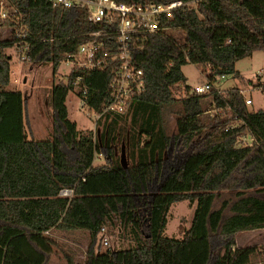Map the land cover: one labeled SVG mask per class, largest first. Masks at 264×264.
I'll return each instance as SVG.
<instances>
[{
	"label": "trees",
	"instance_id": "trees-1",
	"mask_svg": "<svg viewBox=\"0 0 264 264\" xmlns=\"http://www.w3.org/2000/svg\"><path fill=\"white\" fill-rule=\"evenodd\" d=\"M12 1L27 25L28 60L51 63L54 75L65 54L103 26L82 8L53 5L50 0ZM183 1L172 18H165L166 29L131 45L146 86L127 101L126 111L137 127L130 166L113 159L110 137L99 143L92 129H79L69 117L66 100L75 88L76 68L52 86L51 137L29 138L24 93L8 88L11 63L5 48L16 37L0 38V264H58L51 262L56 241L47 231L86 229L96 235L102 226L116 222L133 239L131 246L101 252L92 243L83 262L69 259L65 264L250 262L256 247L238 245L237 233L264 227V108L250 110L240 88L219 90L215 82L218 75L241 77L236 61L264 49V8H253V0ZM2 22L14 25L10 19ZM167 29L183 30L184 40ZM113 38L104 36L98 52L116 53ZM188 63L208 67L209 94L217 107L230 110L237 124L177 160L167 157L169 144L174 140L189 145L207 126L202 118L207 94L197 93L186 82L183 66ZM119 66L113 60L86 76V101L94 112L101 113L110 101ZM179 82L185 95L177 109V131L170 136L164 113L176 100L173 85ZM242 136L251 137L252 144L237 146ZM96 152L105 154L107 162L95 164ZM65 188L73 195H62ZM184 199L196 203L192 224L182 238L170 236L166 228L171 205Z\"/></svg>",
	"mask_w": 264,
	"mask_h": 264
},
{
	"label": "rangeland",
	"instance_id": "rangeland-1",
	"mask_svg": "<svg viewBox=\"0 0 264 264\" xmlns=\"http://www.w3.org/2000/svg\"><path fill=\"white\" fill-rule=\"evenodd\" d=\"M253 8L262 10L264 0H253ZM179 41L184 40V31L181 29H167ZM13 35L12 26L0 21V38H11ZM21 50L15 44L6 47L5 51L10 56L11 79L9 89H19L24 93L26 100L25 121L26 132L29 138L44 139L50 138L53 130L54 111L51 104V91L54 81H58L70 72V64L60 63L58 71L54 75L53 65L49 62L35 63L28 59H21ZM20 58V59H18ZM242 70L241 77L228 74L225 77L217 76L215 85L219 90L238 87L245 98L251 97L253 104L248 107L251 110L264 108V49L255 50L252 55L246 56L238 63ZM189 81L194 86L204 83L208 79V67L199 66L196 63H188L184 67ZM82 87L76 84L70 90L67 97L69 117L76 121L79 129L86 131L92 129L94 136L99 143H106L107 137L113 148V159L116 162L130 166L133 160L130 156L132 133L137 130L127 111L122 115L109 114V117H95L94 110L89 106L81 92ZM176 100L166 107L165 128L166 133L172 136L177 131V109L180 106V99L185 95L184 84L179 82L173 85ZM244 91V92H243ZM206 92L203 99L206 110L202 118L206 122V128L195 136L189 145H183L179 141H172L166 152L167 157L180 160L190 152L205 147L216 140L222 130L227 129L237 122L233 119L230 110L217 107L213 96ZM117 120L114 122L115 117ZM106 122V126L104 123ZM111 131L108 132V127ZM106 129V136L102 138V132ZM108 132V133H107ZM144 139L146 134H143ZM144 142V141H143ZM106 155L100 152L95 153L94 163H106ZM71 192L62 191V195ZM196 203L191 204L188 199L176 201L171 205L168 215L167 234L182 238L190 228L194 217ZM106 232L103 235H96L86 229H61L52 228L48 232L55 241L54 253L51 261L58 264H65L69 259L74 262H83L87 257L89 245L93 243L97 251L107 249H119L131 246L134 241L128 234H124L119 222L114 225L107 224ZM108 237V244H104V238ZM238 245H255L256 250L251 256L248 264H262L264 262V227L240 232L237 236Z\"/></svg>",
	"mask_w": 264,
	"mask_h": 264
},
{
	"label": "built area",
	"instance_id": "built-area-1",
	"mask_svg": "<svg viewBox=\"0 0 264 264\" xmlns=\"http://www.w3.org/2000/svg\"><path fill=\"white\" fill-rule=\"evenodd\" d=\"M50 1L53 5L85 9L91 21L103 25L101 28L87 33L88 38L80 43L75 51L67 52L61 61V63L70 64V72L74 68L78 69L79 74L76 77L75 85L80 84L85 99L89 96V85L85 82L86 76L92 71L106 67L113 60L120 62V66L114 72L111 81V99L104 105L101 113L95 112L97 118L106 112H125L129 97L145 89L144 70L134 64L131 45L133 41L142 40L148 34L166 29L165 18H172L174 9L186 3L183 0H174L168 3L153 0L145 2L120 0ZM196 1L192 0L193 3ZM0 19L2 21L10 19L14 22V25H11L13 35L16 37L14 44L20 49L22 48L20 58L29 59L27 52L29 41L26 39L27 25L22 22V15L12 0H0ZM17 25L20 26L17 28ZM104 36L114 37L117 51L112 56H109L108 51L98 52V49L104 44ZM211 88L212 85L207 80L204 83L196 84L193 89L197 93H206ZM250 104H253V99L248 97L246 98L247 107ZM252 142L251 137L242 136L238 138L237 146L250 145ZM105 232L106 226L104 225L98 233L103 235ZM104 244H108V237L104 238Z\"/></svg>",
	"mask_w": 264,
	"mask_h": 264
},
{
	"label": "crops",
	"instance_id": "crops-1",
	"mask_svg": "<svg viewBox=\"0 0 264 264\" xmlns=\"http://www.w3.org/2000/svg\"><path fill=\"white\" fill-rule=\"evenodd\" d=\"M242 59V58H241ZM241 59H239V60H237L236 61V67L242 72V70L239 68V65H238V63L240 62V60ZM63 63V62H62ZM184 67H185V65L183 66V71L185 72V69H184ZM207 72H209V69H207ZM185 74H186V72H185ZM228 75V74H227ZM187 76V75H186ZM226 75H224V77H225ZM208 80V79H207ZM186 82L188 83V84H190L192 87L194 86L193 84H191L190 83V81H189V78H188V76H187V80H186ZM206 82V81H205ZM203 83V82H202ZM216 83V82H215ZM216 86V85H215ZM217 88H219V89H221L220 87H218V85L216 86ZM244 92V91H243ZM68 97V96H67ZM66 103H67V101H66ZM45 139V138H44ZM96 164H100V163H96ZM64 190V192H71L72 194L71 195H69V194H67L66 193V195H68V196H72L73 195V190L72 189H70V188H65V189H63ZM62 190V191H63ZM62 191H61V193H62ZM167 225H168V223H167ZM253 230V229H252ZM245 231H248V230H243V231H239L238 233H237V236H238V234H240V232H245ZM166 232H167V228H166ZM171 236V235H170ZM51 262H53L54 263V261H51ZM57 263V262H56Z\"/></svg>",
	"mask_w": 264,
	"mask_h": 264
}]
</instances>
